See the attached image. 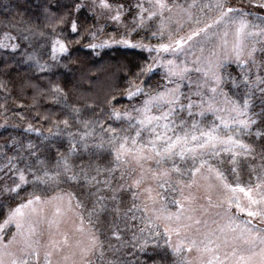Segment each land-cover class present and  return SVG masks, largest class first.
Masks as SVG:
<instances>
[{"label":"rangeland","instance_id":"1","mask_svg":"<svg viewBox=\"0 0 264 264\" xmlns=\"http://www.w3.org/2000/svg\"><path fill=\"white\" fill-rule=\"evenodd\" d=\"M129 1L128 4L131 5V8L125 5H115L113 1L107 0L111 8L104 9L100 7V0H77V5H80L81 8L83 7L89 15L92 14L91 16H94L93 23H95L96 32L102 34L99 38L94 39L93 35L87 33L80 36L79 41L82 39L84 43L86 42V45L96 44L98 45L97 48H102V50L112 48L137 50L145 57L146 67L153 64L154 61L160 62L154 67L152 72L143 73L137 76L135 80L129 81L133 82L135 86L142 88L143 91L131 98L130 104L126 103V105L119 108L110 107L107 115L108 125H105L100 120L98 123L96 122L99 116L91 105H88L90 110L88 112H90L91 116H89L87 121V127L83 124L74 133L66 132L67 129L62 131L64 129L59 128L61 125H54V129L51 128L49 131L44 132V130L32 123L28 115L16 116L14 119L13 114L15 112L13 108L15 106L13 104L4 106L0 110V134L7 132L9 127L15 126L14 124L17 121V124L22 128L20 137L24 138L23 140H17L13 135L0 140V173L2 174L0 194L14 193L9 191V189L20 183V171H23L28 181L27 184L21 186V188L26 189V195L19 197L10 206H5L0 224L3 223L9 212L16 208L17 205L25 203L34 196L41 197V202L34 203L29 208L24 209L26 220L33 222L36 228L37 236L35 239L40 241L38 245H35L39 253V264H46L47 259L51 260V264H83L85 259L91 261V264H147L148 262H151L150 264H180L182 260H188L191 264H201L202 260L210 258V254H202L193 249L191 252L185 250L177 255L174 252L175 247L178 244L187 245L191 239L203 240L206 233L226 226L229 216L237 217V223L252 219L254 224H259V221L255 218H249L245 213H237L234 204L231 210L228 209L226 202L221 204V201H225V198L231 194L221 187H215L209 191L201 175L196 178L198 186L189 188L186 186L189 178L176 173H170L169 177L161 178L158 183L157 179H154L152 175L157 171L153 161H145L141 166L131 156H128L126 160L122 159L117 164L115 150L119 147V144L109 143L111 138L109 129H116L121 138L126 135L129 137L135 136L139 127L136 121L143 118L142 114L135 110L143 108L144 102L151 96L156 95L158 92H163L165 89L176 88L177 85H179L181 94V104L186 106L189 97L199 104L201 96L196 95L197 92L203 93V99L208 101L209 97L213 96L210 89L216 86L211 79L212 70L209 68L208 62L211 60L214 64L217 59H220L223 61V66L230 63L239 65L234 57L231 56L232 48L236 43L235 30L232 26L227 29L224 26L219 28L214 26L209 29L207 36L201 34L199 37L194 38L190 45H185L183 50L175 53L163 51L158 53L155 50L161 44L171 43L170 35L172 38L187 36L195 28H203L205 24L212 23L219 15V12L214 7H208V5L215 4L216 0H164L167 8L163 10L162 14L160 9L155 7V0H151V2L150 0ZM138 4L143 5L147 9L143 14L145 22L141 27L147 32L149 38L147 41L132 38L131 36L133 29L139 28L137 27L140 22ZM228 6L244 8L251 13L247 18L252 23L259 24L261 23L260 18H264V10L252 7L251 0H229ZM118 8L122 12L121 20L113 21L111 17L116 14ZM148 11H154L157 15L149 20L147 19ZM189 13L192 17L191 20H189ZM134 18H136L135 23H133ZM197 20H199L198 25L195 23ZM50 21H53V18H50ZM162 24L164 25L163 30L161 29ZM104 26L107 28H104ZM110 27L112 30L108 31ZM30 28L31 24L28 23L23 31L28 33L27 30ZM225 30L228 32L227 37L224 36ZM23 31L18 32L20 34H16L15 31L0 33V43L6 45V47H0V54L11 50L9 52L11 55L14 52L12 46L17 43V39L21 38L19 35L23 34ZM153 33H156V35L153 36ZM5 34L13 37V39H7ZM25 38L28 42L23 39V48L31 53V58H36L42 63L40 52L44 54L46 51L43 48V44L38 43L37 46L31 47V39ZM121 39H127L131 44L151 46L152 50L112 43L113 40L119 41ZM225 39L227 40L226 47L223 43ZM105 41L109 43L102 47L99 46L104 44ZM53 43L52 41V49ZM245 44L244 58L246 60L247 49L253 46L257 49L254 54L255 60L260 61V58L264 60L261 57L264 55V50H262L264 49V40L260 37L250 38L245 41ZM88 45L87 47L92 51L91 57L100 60L101 51L99 53L97 48H92ZM57 51L59 53L58 45ZM226 55L229 56L227 60L224 59ZM168 61H173L181 69H188L182 80L179 77H171V82H169ZM91 66L96 69L79 71L77 79L75 78L73 88L79 92L78 98L99 99V94L111 92L113 90L112 84L116 81L117 74L120 72V70L114 71L111 77L109 73L116 67L107 61L95 62ZM222 68L215 69V74L220 78L222 76ZM197 69H200V71H197ZM205 72L208 73L207 77ZM26 82H29L31 86L28 83L23 86L32 87L33 94H37L35 89L38 85H33L30 81ZM221 83L222 80L217 93L214 95L213 107L216 109H228L231 107V101L226 97ZM129 90H135L134 87L130 86V83H128L127 89L121 92V98H128L127 92ZM175 107L179 108V105ZM207 108V103L202 107H195L192 109L194 115L189 117L188 110L185 107L184 111H177L175 117H173L175 124L179 125L181 121H184L186 126L190 128L193 121H197L200 127L206 130L214 124H220L217 116H223L227 119V112L208 111ZM113 109L119 110L122 114L127 112L133 119L131 121L126 118L116 120L111 115ZM167 110L168 106L152 108L148 115L158 116ZM202 110L205 112L203 117L198 114ZM210 114L212 115V124H210ZM163 123L165 121H160L161 125ZM29 126H31V130H29ZM221 128L223 129L222 126ZM68 131L70 130L68 129ZM160 131H163V129L161 128ZM177 131L182 132L183 129L178 128ZM231 131L234 132L235 129L232 128ZM223 132L225 134L220 132V135L226 136L230 134L224 129ZM43 135H48V137L56 135L57 137L52 138L54 139L52 142L36 143L40 141L38 138ZM169 135H171V132H169ZM151 138L150 130L144 131L140 142L145 143ZM130 146L131 141H129ZM28 150L34 152L30 153ZM70 151L71 155H69ZM236 151L240 152V154L235 159H233L232 153L227 152L224 155L221 154L216 162H211L215 167L225 172L229 183L234 184L238 174L239 182L242 186L254 188L258 182L256 177L264 175V172H260L257 161L255 157L251 156V153H243L239 149ZM62 157H67L72 172L79 175L78 180L67 179V175L72 173L65 174L63 163H57ZM176 164L183 173L191 166V160L185 162L177 158ZM162 168L170 169L171 161L162 165ZM232 168H236V173L231 171ZM45 170L52 175L57 173L59 175L48 184L36 182L33 173L42 175ZM84 171L88 172L89 176H95L99 183L87 182L82 174ZM142 173L143 180L140 184H137L136 181L141 178ZM204 174L206 175L207 173L205 172ZM165 179H170L171 183H163ZM106 181L107 183H105ZM213 183L218 185L217 181H213ZM69 194H71L70 208ZM209 195L211 196L212 206L209 205L207 199ZM238 195L241 203L247 205L248 201L244 194L238 193ZM185 197H194V199L185 200ZM174 200H181L185 209H194V211H185L179 222L174 218L172 220L165 219V216L175 214L178 211V206L173 203ZM78 202L81 205L80 207H77ZM57 208L60 210L59 214L56 212ZM131 208L136 209V215H139V212L142 215L139 230L142 226H148V229L150 227L153 229V233H150L149 236L151 237H148V242L141 250L142 258L137 257L133 261L129 259L130 257H123L122 261H118L116 253L124 248L125 241H122L118 246L116 243L110 242L109 246L104 247L101 242V233L105 232L106 227L114 223L121 212H128ZM33 209H36L35 213ZM189 215L194 220L199 219L201 223L195 225L193 221L186 219ZM205 221L207 222L206 224ZM182 224H192L193 226L187 231L181 228L180 235L177 236L172 230ZM25 227H28V223L25 224ZM166 228L169 229L168 233L165 232ZM16 233L15 224L8 225L0 233V239L3 240V243H7ZM133 234L135 240L134 250L137 251L139 247V241L137 242V240L146 236L147 232L144 235L138 232ZM228 235L231 236L233 233H228ZM93 237H95V247H92ZM65 238H67L68 244L63 246L61 251L55 252L50 258H46L45 252L49 250V240L62 242ZM90 247L92 251L86 255L81 252L82 248ZM10 250L16 258H22V253L16 245H12ZM101 252H103L102 256ZM32 259L33 264H35L36 258L33 257Z\"/></svg>","mask_w":264,"mask_h":264},{"label":"snow or ice","instance_id":"2","mask_svg":"<svg viewBox=\"0 0 264 264\" xmlns=\"http://www.w3.org/2000/svg\"><path fill=\"white\" fill-rule=\"evenodd\" d=\"M228 3L229 0H216L215 4L208 5V7H214L219 12V15L212 23L205 24L203 28H195L187 36L172 38L170 35L169 38L171 43L161 44L155 50L158 53L161 51L175 53L177 51L183 50L185 45H190V42L193 41L194 38L199 37L201 34L207 36L209 29L213 28L214 26L217 28L224 26L225 29H227L229 26H232L235 30L236 43L232 48L231 56L234 57L238 64L242 66H246L249 62L255 65L256 60L254 54L257 49L255 46L247 49L246 60L244 58L246 50L245 41L247 39L256 37H260L262 40H264V18H260L261 23L259 24L252 23L247 18L249 15H251V13L247 12L244 8L228 6ZM251 6L264 10V0H251ZM79 7L81 6L77 5V10ZM100 7L104 9H110L111 5L107 2V0H100ZM120 7L122 8V6ZM137 7L140 9V22L137 24V27H142L145 22L143 14L145 11H147V9H145L141 4H138ZM155 7L159 8L162 14L163 10L167 8V5L164 3V0H155ZM156 15V12L148 11L147 19L151 20ZM121 16L122 12L118 8L116 14L113 15L111 19L113 21H120ZM191 19L192 17L189 13V20ZM61 20H63V18H61ZM135 22L136 18L133 20V23ZM195 23L198 25L199 20L195 21ZM163 28L164 25L162 24L161 29L163 30ZM71 30L72 32L78 31V25L75 20L72 21ZM92 35L95 37L94 33ZM155 35L156 33H153V36ZM227 35L228 32L225 30L224 36L227 37ZM5 37L9 40L13 39V37L9 36L8 34H5ZM108 43V41H105L104 44L99 46L102 47ZM112 43L129 45L131 47L147 48L149 51L152 50L151 46L143 44H131V42L127 39H121L119 41L113 40ZM223 43L226 47L227 40L225 39ZM57 45L59 52H67V48L62 41H54L52 49L54 59L55 53L57 51ZM89 46L95 48L98 45L92 44ZM0 47H6V45L0 43ZM12 47L13 50H15L18 46L13 45ZM201 51H203V49H201ZM228 58V55L224 57L225 60ZM159 63V61H154L153 64H150L147 67H141L140 72L137 73V76H140L143 73L152 72L154 67ZM208 66L212 70L211 79L216 85L210 89L211 93H213V96L209 97L208 101L203 99V93L197 92L196 95L201 96L200 103L197 104L191 99V97H189L188 104L185 106L180 103L181 94L179 91V85H177L176 88L165 89V91L158 92L156 95L151 96L148 100H146L144 102L143 108L135 110L138 113H141L143 116V118L136 121V124L139 127L135 136L129 137L126 135L121 138L116 129H109L108 131L111 133L109 143L119 144V147L115 150L117 164H119L122 159L126 160L128 156H131L141 166L145 161H153L156 165L157 171L152 175L154 179H157L158 183L160 182L161 178H167L170 176V173H176L189 178L186 185L189 188L198 186L196 178L198 175H201L203 180L206 182L205 186L209 191L215 187H221L223 190L231 194L225 198V201H221V204L226 202L229 210H231L234 204L237 213H245L247 217L255 218L259 221V224H254L252 219H247L237 223V217L229 216L228 224L226 226L219 227L210 233H206L203 240L197 241L196 239H191L187 245L178 244L174 249V252L177 255L181 254L185 250L191 252L193 249H195L199 253L210 254V258L207 260H202L201 264H264V175L256 177L258 182L255 184L254 188L251 186L245 187L239 182L238 174L236 182L234 184L229 183L228 176L225 174V172L220 168L215 167L211 162L212 158L219 156L221 151L232 153L233 159H235V157L240 154V152L236 151L237 149L241 150L243 153H251L254 151L250 145L245 144L238 137L241 134L247 132V130L256 123V120L253 119L249 114L250 100L247 98V94L242 104L238 101H233L231 102V107L228 109H216L213 107L212 102L214 100V95L217 93L221 82V78L215 74V69L223 67V61L217 59L213 64V61L210 60L208 62ZM167 68L169 82H171V77H179L182 80L184 78V74L188 71L187 68H179V66L175 65L173 61L167 62ZM197 71H200V69H197ZM207 75L208 73L205 72L206 77ZM248 80L249 76L245 75L244 82L246 84L248 83ZM258 82L264 83V80H261L258 77ZM130 86L134 87L135 90H129L127 92L129 99L143 91V89L139 86H135L133 82H130ZM234 86H236L235 82ZM55 91L60 92L61 90L56 88ZM109 103H111V101H109ZM205 103L208 105V111L227 112V119H225L223 116H217V119L220 120V124H214L212 127L206 130L201 128L199 122L197 121H193L190 128L186 126L184 121H181L179 125L175 124L173 117H175L177 111L182 112L186 107L188 110V115L191 117L194 115L192 109L195 107H202ZM176 105H179V108L175 107ZM165 106H168V110L161 115H148L152 108H163ZM198 114L203 117L205 112L202 110ZM111 115L116 120L126 118L131 121L133 119V117H131L127 112L122 114L117 109H113ZM160 121H165V123L161 125ZM65 123H67V121H65ZM87 123L88 122L86 121V127ZM221 126L230 134L226 136L220 135ZM161 128L163 131H160ZM178 128L183 129V131L178 132ZM232 128L235 129L234 132L231 131ZM29 130H31V126H29ZM148 130H150L152 138L145 143H141L140 141L143 132ZM169 132H171V135H169ZM82 139H84V137H82ZM129 141H131L130 147ZM69 155H71V151ZM177 158L180 161L185 162L191 160V166L183 173L181 172L180 167L176 164ZM169 161H171V168L163 169L162 165L168 163ZM61 162L63 163L64 173H72L67 175V179L78 180L79 175L72 172L67 157H62L57 163L60 164ZM231 171L236 173V168H232ZM205 172L207 173L206 175L204 174ZM82 174L87 182L99 183V181L96 180V177L89 176L88 172L84 171ZM33 175L36 182H39L40 184H48L49 182L55 180L59 173L52 175L47 170H45L42 175H35V173H33ZM19 180L20 183L9 189V191L16 193L22 185L28 183L23 171H20L19 173ZM142 180L143 173L141 174V178L138 179L136 183L140 184ZM213 181H217L218 185L214 184ZM105 183H107V181ZM163 183L170 184L171 180L165 179L163 180ZM238 193L244 194L248 201L247 205H243L241 203ZM69 198L70 208L71 194H69ZM184 199L191 200L194 199V197H185ZM207 199L209 201V205L212 206L211 196L209 195ZM39 202H41V197L34 196L28 199L25 203L17 205L16 208L9 212L3 223L0 224V233H2V230L6 226L11 224H15L17 229V233L14 234L12 239L8 240L7 243H3V240L0 239V264H33V257L36 258L35 264H39V253L35 245H38L40 241L35 239L37 232L34 223L26 220V213L24 212V209L29 208L34 203ZM173 203L178 206V211L175 214H169L165 216L164 218L167 220H172L174 218L177 222H179L184 216L185 211H194V209H185L181 200H174ZM80 206L81 205L78 202L77 207ZM59 211V208H57V214H59ZM130 211L132 210L130 209ZM33 212L35 213L36 209H33ZM132 218L135 219V216ZM186 219L193 221L195 225H199L201 223L199 219L194 220L191 215L187 216ZM26 223H28L27 228L25 227ZM206 223L207 222L205 221V224ZM192 226V224H182L172 231H174L176 235L179 236L181 228L187 231ZM141 231H143V229ZM165 232L168 233L169 229L166 228ZM228 233H233V235L229 236ZM17 237H19V239H17ZM92 240V247H95V237H93ZM67 244V238H65L62 242L49 240V250L45 252V257L50 258L55 252L61 251L62 247ZM12 245H16L19 248L20 252L22 253V258L15 257L14 253L10 250ZM91 251V247L81 249V252L85 255ZM102 255L103 252H101V256ZM65 259H67V257H65ZM46 264H51V260L47 259ZM83 264H91V261H87L85 259L83 260ZM180 264H191V262L188 260H182L180 261Z\"/></svg>","mask_w":264,"mask_h":264},{"label":"trees","instance_id":"3","mask_svg":"<svg viewBox=\"0 0 264 264\" xmlns=\"http://www.w3.org/2000/svg\"><path fill=\"white\" fill-rule=\"evenodd\" d=\"M111 1L115 5H125L131 8V5L128 4L129 0ZM91 15L83 7H79L77 10V0H0V33L15 31L17 34L25 30L28 23L31 24V28L27 30L28 33L23 31L24 33L19 35L21 38L17 39L15 44L18 47L14 52L12 51L11 55L9 54L11 50L0 54V110L4 106L13 104L15 107L17 106V108H13L14 119L16 116L28 115L32 123L44 132L51 128L54 129V125H61L59 128L64 129L62 131L67 129L66 132L74 133L91 116L88 112L90 111L88 105H91L99 116L96 122L98 123L100 120L108 125L107 115L110 107L119 108L126 103L130 104V99L121 98V92L127 89L130 80L136 79L141 67H146L145 57L134 49L102 50V48L95 47L99 53L101 51L100 60L98 59L100 62L107 61L115 65L116 68L109 73L111 77L114 71L120 70L116 81L111 83L113 87L111 92L99 94V99L78 98L79 92L73 88L79 71L95 70L96 68L91 64L99 62L96 60L97 58L91 57L92 51L87 47L88 44L86 45L82 39L79 41L80 36L87 33L90 35L94 33V39L102 35L100 32H96L95 23H93L94 16ZM50 18H53V21H50ZM73 20L77 22V32L71 30ZM104 28L107 27L104 26ZM110 30H112L111 27L108 31ZM24 36L31 39V47L37 46L38 43L43 44L46 51L44 54L40 52L42 63L36 58H31V53L23 48V39L28 42ZM131 36L144 41L149 39L147 32L141 27L135 28ZM57 39L65 44L67 52H59V54L56 51L54 59L51 44ZM261 57L264 58V55ZM221 75L222 89L231 102L238 101L242 104L246 94L250 100L249 114L256 120V123L238 138L254 149L251 156L255 157L260 172H264V91H262L264 83L258 82V75L259 78L261 76V80H264L262 77L264 76V60L260 58V61H256L255 65L251 62L246 66L232 63L224 65ZM245 75L249 76L247 84L244 82ZM26 81L38 85L35 89L37 94H33L32 87L23 86L25 83L29 84ZM234 82L236 86H234ZM29 85L31 86V84ZM56 88L61 91H55ZM212 121L210 114V124ZM14 125L9 127V130L4 134H0V140L13 135L17 140L24 139L20 137L21 126L17 124V121ZM22 131L24 132V130ZM221 132L224 133L222 128ZM54 137L57 136L43 135L38 138L40 141L36 143L52 142ZM225 153L227 152L221 151L220 155ZM219 156L212 158L211 161L216 162ZM1 180L2 174L0 173ZM25 195V188H21L16 193L0 194V221L3 218L5 206H10L19 197ZM131 210L125 213L121 212L114 223L101 233V242L104 247L109 246L110 242H114L118 246L122 241H125L124 248L116 253L118 261H122L123 257H130L129 259L133 261L137 257L142 258L141 250L148 242V237H151L150 233H153V229L151 227L148 229V226H142L139 230L142 215L140 212L139 215H136V209L131 208ZM133 216L135 219L132 218ZM142 229L143 231H141ZM135 232L142 235L147 232L146 236L137 240V242L139 241L137 251L134 250L133 233Z\"/></svg>","mask_w":264,"mask_h":264}]
</instances>
